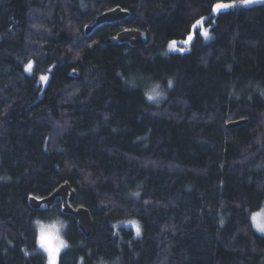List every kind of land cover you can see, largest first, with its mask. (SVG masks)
I'll return each instance as SVG.
<instances>
[{
    "label": "trees",
    "instance_id": "obj_1",
    "mask_svg": "<svg viewBox=\"0 0 264 264\" xmlns=\"http://www.w3.org/2000/svg\"><path fill=\"white\" fill-rule=\"evenodd\" d=\"M235 1L0 0V264H48L35 222L55 217L58 264H264V1ZM130 28L146 40L108 41ZM63 182L91 235L61 197L31 205Z\"/></svg>",
    "mask_w": 264,
    "mask_h": 264
},
{
    "label": "water",
    "instance_id": "obj_2",
    "mask_svg": "<svg viewBox=\"0 0 264 264\" xmlns=\"http://www.w3.org/2000/svg\"><path fill=\"white\" fill-rule=\"evenodd\" d=\"M129 14V11L122 7H114L97 16L96 21L93 24L86 26V33L89 34L97 25L105 22H113L121 20ZM146 40V32L139 29H124L118 32L116 36L110 37L108 41L113 42H125L128 41L132 44H140ZM247 121L246 119H239L230 121L227 126L234 127ZM57 197H61L63 200V211L71 213L78 221L79 227L87 235H91L94 226V219L91 211L86 206H73L72 201L75 200L76 190L71 186L69 182L61 184L52 194L49 196L38 198L36 196L30 197V203L33 207L39 208L43 204L51 206Z\"/></svg>",
    "mask_w": 264,
    "mask_h": 264
},
{
    "label": "snow or ice",
    "instance_id": "obj_3",
    "mask_svg": "<svg viewBox=\"0 0 264 264\" xmlns=\"http://www.w3.org/2000/svg\"><path fill=\"white\" fill-rule=\"evenodd\" d=\"M255 2V0H240V3L244 4V5H248L250 3ZM235 5H228V4H224V3H217L214 8L213 11H218L220 9H224V8H228V7H232ZM204 21V18H201V20L197 21L196 24L197 25H201ZM200 34L203 35V37L205 39L209 38V32L207 30V28H200ZM193 39L192 35H189V37L187 38V40L185 41V43L190 42ZM177 47V42L172 41L169 43V48L171 50H176ZM181 51H183V49H179ZM32 63L29 62L26 66H25V70L26 71H31L32 70ZM42 81L46 80L47 77L45 76H41L40 78ZM169 86H172V81L168 82ZM252 220L255 224V226L257 227V229L264 233V213H255L252 216ZM37 226L39 229V236H38V240L37 243L39 245L40 248H42L46 253H47V257H48V264H58V257H59V253L61 251V249L67 248L68 244L67 242L60 238L59 235H54L49 228L44 225L42 222L37 221ZM129 224L132 225V227L135 229L136 235L139 236L140 232H141V227L139 225V223L137 221H129Z\"/></svg>",
    "mask_w": 264,
    "mask_h": 264
},
{
    "label": "clouds",
    "instance_id": "obj_4",
    "mask_svg": "<svg viewBox=\"0 0 264 264\" xmlns=\"http://www.w3.org/2000/svg\"><path fill=\"white\" fill-rule=\"evenodd\" d=\"M170 88L171 87L168 85V89ZM144 96H145V100L149 104L159 105L160 103L163 102V100L167 98V90L161 82L153 81L144 90ZM132 195L136 197L139 195V193H132ZM37 221L40 220L37 219L36 222ZM42 223L46 225L54 235H59V237L63 239V233L66 231L67 223H68L66 220H64L62 217H55L49 220L48 222H42Z\"/></svg>",
    "mask_w": 264,
    "mask_h": 264
},
{
    "label": "rangeland",
    "instance_id": "obj_5",
    "mask_svg": "<svg viewBox=\"0 0 264 264\" xmlns=\"http://www.w3.org/2000/svg\"><path fill=\"white\" fill-rule=\"evenodd\" d=\"M262 1H264V0H255V2H253V3H250V4H255L256 2L257 3H259V2H262ZM235 4H238V5H244V4H242V3H240V1H235ZM249 5V4H248ZM173 41H175V42H177V47H176V50H171L170 48H169V44H168V46H166L167 47V51H169V52H171V51H177V50H179V49H181L182 47H183V45L185 44V41H178V40H173ZM172 42V41H171ZM255 213H264V204H263V206H262V208H260L259 210H257L256 212H254L253 214H255ZM253 216V215H252ZM41 222H47V221H43V220H40ZM136 221V220H135ZM138 222V221H137ZM139 223V222H138ZM254 223V222H253ZM37 225V224H36ZM126 225H130L128 222H126ZM254 226H255V224H254ZM37 228H38V226H37ZM255 228H256V230H258L257 229V227L255 226ZM259 231V230H258ZM38 232H39V229H38ZM260 232V231H259ZM262 233V232H261ZM39 234V233H38ZM264 234V233H263ZM39 236V235H38ZM63 239L66 241V238H65V235H64V233H63ZM67 242V241H66ZM38 244V243H37ZM38 247H39V245H38ZM39 249H41L46 255H47V253L42 249V248H40L39 247ZM62 250L63 249H61V251H60V253H59V257H60V254H61V252H62ZM59 257H58V263H59Z\"/></svg>",
    "mask_w": 264,
    "mask_h": 264
}]
</instances>
